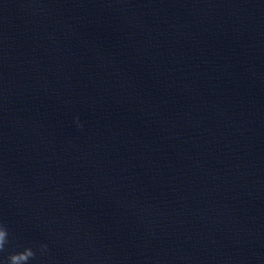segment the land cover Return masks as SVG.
I'll list each match as a JSON object with an SVG mask.
<instances>
[{"label":"water","instance_id":"1","mask_svg":"<svg viewBox=\"0 0 264 264\" xmlns=\"http://www.w3.org/2000/svg\"><path fill=\"white\" fill-rule=\"evenodd\" d=\"M0 223V260L264 264V0H0Z\"/></svg>","mask_w":264,"mask_h":264},{"label":"clouds","instance_id":"2","mask_svg":"<svg viewBox=\"0 0 264 264\" xmlns=\"http://www.w3.org/2000/svg\"><path fill=\"white\" fill-rule=\"evenodd\" d=\"M9 243L8 229L3 223H0V254L6 251V245ZM38 250L41 255L45 254L48 250L47 245L41 244ZM36 258V251L31 247H25L22 251L10 253L6 259L0 260V264H29L30 261H33Z\"/></svg>","mask_w":264,"mask_h":264}]
</instances>
